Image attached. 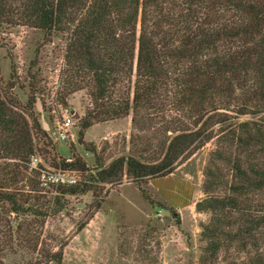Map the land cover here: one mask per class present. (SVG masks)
<instances>
[{"label": "trees", "instance_id": "trees-1", "mask_svg": "<svg viewBox=\"0 0 264 264\" xmlns=\"http://www.w3.org/2000/svg\"><path fill=\"white\" fill-rule=\"evenodd\" d=\"M16 1L13 15L19 10L23 24L46 36L66 32L62 101L67 94L88 89L91 106L78 119L77 141L95 157L92 169L74 152L69 160L53 159V168L76 172L79 179L73 184L48 182L55 194L51 201L43 198L46 203L40 206L30 202L28 193L39 192L40 174L48 171L38 163L30 172L39 182L23 196L19 183L27 176L20 170L27 173L38 152L36 138L42 146L51 140L31 111L35 96L20 104L8 91L17 84L11 66L7 90H0V203L11 213L30 216L27 233L39 237L37 229L44 225L40 217L64 209L73 196L120 184L124 175L146 184L166 177L180 156L215 137L220 148L211 153L204 170V197L194 204L195 211L211 214L201 225L205 245L200 263H209L229 245L257 251L264 203L251 205L249 197L264 190V0ZM9 8L0 0V22L7 21ZM170 108L176 114L164 127L169 137L148 160L143 150L131 149L105 164L94 145L83 140L95 123L129 114L132 127L146 131L152 118L165 117ZM246 115L249 119L235 120ZM142 138L133 134L129 143L137 147ZM217 161L230 168L231 196L211 194L223 181ZM31 244L35 248L37 242ZM46 255L60 264L62 249ZM249 259L247 264H264L258 251Z\"/></svg>", "mask_w": 264, "mask_h": 264}, {"label": "rangeland", "instance_id": "rangeland-1", "mask_svg": "<svg viewBox=\"0 0 264 264\" xmlns=\"http://www.w3.org/2000/svg\"><path fill=\"white\" fill-rule=\"evenodd\" d=\"M18 3L16 0H6L12 13H8L7 21L0 22V90H7L13 66L17 84L8 91L20 104H26L31 94L35 96L31 111L53 146H42L36 138L38 152L34 156L38 161L31 159L27 173L20 170L29 177H23L19 183L26 197V191L30 190L33 182H39V177L30 172L38 163L46 170H57L51 165L53 159L69 160L74 152L92 169L95 157L77 141L78 119L91 106L88 89L83 87L67 94L65 104L62 101V92L66 90L64 54L67 34L56 32L46 36L43 31L23 24L19 10L15 9L16 15H13L14 6ZM120 93L121 89L117 90L115 97ZM68 114L72 115L73 125L68 130L67 138L59 140L55 129L57 121ZM175 114L170 108L165 117L152 118L148 122L152 126L142 132L132 127L130 114L105 120L92 125L84 133L83 140L94 145L95 152L105 164L118 156H126L131 149L138 152L143 150L141 155L148 160L158 155L161 142L169 137L170 132H165L164 127ZM247 119L248 115L235 120ZM133 134L144 137L137 147L129 143ZM216 144L214 137L199 148L189 149L187 156H180L174 162L173 172L166 179H160L165 185L158 196L154 197L146 182H133L124 175L120 184H105L95 194L71 197L65 202L64 209L40 217L44 225L39 228V221L34 225L38 227L39 237L27 233L30 216L11 213L1 202L0 264H56L48 261L50 259L46 254L60 248V264H201L200 255L205 245L201 225L208 223L211 214L195 211L192 203L204 197L201 190L204 170L211 153L218 147ZM231 151L234 154L233 149ZM32 163L35 166H31ZM216 166L223 175V181L211 194L231 196L230 168L225 161H217ZM42 173L41 185L37 186L39 192H28L32 196L30 202L39 206L46 203L43 198L51 201L55 194L54 188L44 186ZM171 187H177L187 194L191 204L179 210L171 207L172 201L183 202L182 198L169 194ZM145 196L153 202L146 200ZM249 201L251 205L264 203V190L251 194ZM261 231L263 236L257 251L264 257V228ZM33 242H37L35 248L31 244ZM257 251L253 248L238 250L229 245L222 247L207 264H247Z\"/></svg>", "mask_w": 264, "mask_h": 264}, {"label": "built area", "instance_id": "built-area-1", "mask_svg": "<svg viewBox=\"0 0 264 264\" xmlns=\"http://www.w3.org/2000/svg\"><path fill=\"white\" fill-rule=\"evenodd\" d=\"M73 125V118L72 115L68 114L67 116L63 115V119L57 121L56 124V134L59 140H65L68 136V130ZM33 161H38L36 156L31 158ZM31 166H35L34 163ZM43 177V184L46 186L48 182L51 183H61V184H73L79 179V175L73 171L67 170H48L47 172L42 173Z\"/></svg>", "mask_w": 264, "mask_h": 264}, {"label": "crops", "instance_id": "crops-1", "mask_svg": "<svg viewBox=\"0 0 264 264\" xmlns=\"http://www.w3.org/2000/svg\"><path fill=\"white\" fill-rule=\"evenodd\" d=\"M166 178H167V176L163 177V178H157V179H153V180L149 181L148 184L150 186V189L153 191L154 197H155V195L158 196V192H161L160 189L163 188L165 185L163 182L160 181V179H166ZM169 194L172 196H176L177 198H182V201H183L182 203H175L174 201H172L171 207H174V208L179 210V209H184L191 204L189 202L187 194L180 191L177 187H171ZM196 201H194L192 203L193 206H194Z\"/></svg>", "mask_w": 264, "mask_h": 264}]
</instances>
